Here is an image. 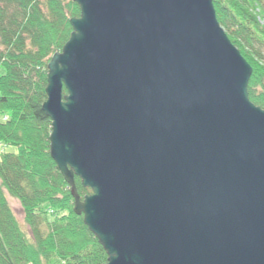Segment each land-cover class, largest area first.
Listing matches in <instances>:
<instances>
[{"label":"water","instance_id":"obj_1","mask_svg":"<svg viewBox=\"0 0 264 264\" xmlns=\"http://www.w3.org/2000/svg\"><path fill=\"white\" fill-rule=\"evenodd\" d=\"M73 1L41 109L102 264H264V109L212 0Z\"/></svg>","mask_w":264,"mask_h":264},{"label":"trees","instance_id":"obj_2","mask_svg":"<svg viewBox=\"0 0 264 264\" xmlns=\"http://www.w3.org/2000/svg\"><path fill=\"white\" fill-rule=\"evenodd\" d=\"M212 3L218 23L252 68L248 98L264 109V0ZM79 13L73 0H0V264L107 259L73 211L71 188L49 155L51 121L41 109L47 62L67 41L69 19ZM74 182L80 199L90 193L77 176ZM8 196L19 202L24 226Z\"/></svg>","mask_w":264,"mask_h":264},{"label":"rangeland","instance_id":"obj_3","mask_svg":"<svg viewBox=\"0 0 264 264\" xmlns=\"http://www.w3.org/2000/svg\"><path fill=\"white\" fill-rule=\"evenodd\" d=\"M0 72H2V69L0 68ZM5 150L6 151H14V147L13 146H7L5 147ZM8 199V202L10 204V207L11 209L13 210L14 212V215L15 217L17 218V220L19 221V223L24 226V223H23V214H22V210H21V207H20V204L19 202L12 198V197H7Z\"/></svg>","mask_w":264,"mask_h":264}]
</instances>
